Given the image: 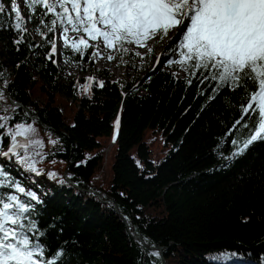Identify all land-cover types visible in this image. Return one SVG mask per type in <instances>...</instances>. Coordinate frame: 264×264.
<instances>
[{"label": "trees", "instance_id": "obj_1", "mask_svg": "<svg viewBox=\"0 0 264 264\" xmlns=\"http://www.w3.org/2000/svg\"><path fill=\"white\" fill-rule=\"evenodd\" d=\"M3 2L8 11L0 13V89L6 100L0 101V108L12 105L7 94L20 102L33 119L23 107L12 105L10 126L33 125L43 143L28 154L36 168L47 169L48 187L41 189L40 183L33 188L41 193V203L32 202L31 217L45 232L40 240L46 258L61 252L57 264H161L159 255L131 238L129 227L147 245L162 247L165 264H264V141L232 158L236 146L231 140L242 142L249 135L241 126L232 130L243 92L225 89L209 99L212 90L207 82L199 85L194 80L188 87L184 76L174 78L165 69L150 72L136 88L135 81L112 80L106 70L100 71L101 80L77 84L48 59L51 45L41 36L32 37L37 27L46 31L39 24L42 9L38 7L35 19L28 22L24 42L16 44L20 34L13 27L10 0ZM50 19L45 17V23ZM55 36L48 33L50 39ZM91 51L81 60L79 54L62 48L61 58L88 65ZM124 59L139 57L129 54ZM199 88H206L203 95ZM117 117L120 128L112 144L116 154L103 186L97 174ZM148 130L161 134L169 148L158 164L143 139ZM50 139L58 143L53 145ZM9 143L5 138L3 150ZM0 167L25 183L28 171L16 158L2 159ZM48 173H55V178ZM66 178L83 189L102 192L103 200H114L118 211ZM220 254L240 259L218 261L215 257Z\"/></svg>", "mask_w": 264, "mask_h": 264}, {"label": "snow or ice", "instance_id": "obj_2", "mask_svg": "<svg viewBox=\"0 0 264 264\" xmlns=\"http://www.w3.org/2000/svg\"><path fill=\"white\" fill-rule=\"evenodd\" d=\"M22 4L27 15L22 13L18 0H10L13 27L20 34L15 43L24 42L26 25L35 19L40 7L39 24L46 31L37 27L36 32L51 45L47 57L53 63L56 62L53 57L62 50L48 33L57 31L63 48L79 54L81 60L92 49V60L119 58L121 63H128L124 56L129 54L143 59L144 53L137 49L152 54L153 43L173 41L172 51L173 54L178 51L179 59H169L167 64L176 65L185 73L183 80L188 87L194 80L199 85L207 82V88L212 90L209 99H215L225 89L231 93L243 92L240 116L232 130L241 126L249 130V135L242 142L231 140L236 146L232 158L243 155L253 143L264 141V0H22ZM7 11L4 3H0V13ZM45 17H51L48 23ZM157 63H160L159 57ZM172 75L179 78L177 72ZM88 79L91 81L94 77ZM7 86L8 81L4 79L3 87ZM83 87L87 90L90 85ZM99 87H104L103 81ZM204 91L206 88H199L200 95ZM4 100L5 93L0 89V101ZM10 109L15 111L12 105L0 108V129L4 130L0 132V157H15L16 163L25 166L27 171L41 175L28 149L33 144L42 147L43 143L28 138L35 132L33 125L10 126L13 119ZM119 128L117 117L114 141ZM5 138H10L7 151L3 150ZM50 143L55 145L58 140L50 139ZM19 149L24 150L23 155ZM55 175L48 173L49 178ZM32 202L41 203L37 193L0 167V264H57L61 259V252H56L52 259L46 258L47 249L40 240L45 232L31 218L35 210Z\"/></svg>", "mask_w": 264, "mask_h": 264}, {"label": "rangeland", "instance_id": "obj_3", "mask_svg": "<svg viewBox=\"0 0 264 264\" xmlns=\"http://www.w3.org/2000/svg\"><path fill=\"white\" fill-rule=\"evenodd\" d=\"M0 3H4L3 0H0ZM18 3H21L22 13L27 15V10L24 8L22 4V0H18ZM5 7L6 4L4 3ZM15 23V21H14ZM14 25V24H13ZM28 27V23L26 25ZM32 37L36 40H39V36L37 33L32 32ZM70 35L74 36V33H70ZM60 32H56L55 40L57 41V46L62 50L63 41L59 38ZM152 47L154 49L152 54H147L145 49H137L141 53H144L143 59L139 58L138 60H126L128 63H121L120 59L117 58L113 61H108L106 59L101 60H91L90 64L86 65H78L67 63L61 58V52H58L56 55L57 66L60 70V73L66 77L70 81H74L77 84H85L90 82L89 77H94L96 80H101L100 71L106 70L110 74V78L112 80L124 79L126 81L132 82L135 81L133 88L138 87V84L147 77V75L157 69H165L171 70L172 72L179 73V76H184V73L180 71V69L175 70L172 69L171 66H168L167 61L178 60L179 53L178 51L173 54L172 49L175 47V44L171 40L160 41L159 43H153ZM159 57L160 63H157V58ZM93 79V80H94ZM91 80V81H93ZM89 85V84H86ZM64 98V97H63ZM32 141H36L39 137V134L36 132L31 133L28 137ZM23 140L24 138H18ZM144 141L149 143L151 149V158L155 164H158L168 153V146L165 145L163 136L159 133L151 132L148 130L145 132ZM113 139L110 141L107 149L105 150L104 164L102 171L97 174V182L104 185L108 184V180L111 176V168L114 161V157L116 154V147L112 145ZM38 149L37 145L33 144L29 147L28 151L35 152ZM135 148L132 150V154L135 156ZM15 157L9 159L11 162ZM2 159H7L4 157H0V161ZM37 169L42 173L41 175H36L35 173L28 171L24 175L25 186L27 189L36 192L33 188L34 186H39V184H43L44 186L41 189H46L49 185L47 181V169L44 167H37ZM51 172V171H49ZM102 176V177H101ZM101 177V178H99ZM40 188V187H38ZM37 193V192H36ZM39 197H41V193H37ZM230 255L228 254H220L215 257L218 261L223 262H237L238 260L233 257L228 259Z\"/></svg>", "mask_w": 264, "mask_h": 264}, {"label": "water", "instance_id": "obj_4", "mask_svg": "<svg viewBox=\"0 0 264 264\" xmlns=\"http://www.w3.org/2000/svg\"><path fill=\"white\" fill-rule=\"evenodd\" d=\"M7 97L8 99L10 100L11 104L14 105V106H21L25 109V111L27 112L29 118L33 119V117L31 116L30 112L28 111L27 108H25L20 102L18 101H15L13 99H11V97L9 96V94H7ZM68 166V165H67ZM67 172V167L65 168L64 170V173ZM68 182H70L73 186H75L76 188L80 189V190H84V191H88V192H92V193H95L97 195V197L102 200L103 202L105 203H110L112 204L114 210L118 211V206H117V203L112 200V199H109V200H103V193L102 192H99V191H96V190H86V189H83L81 187H79L78 185H76L72 180H70L69 178H66ZM119 216L121 217V219L124 221V223L127 225V221L125 219V217L119 213ZM128 228V231H129V234L131 236V238L133 240H137L139 241L150 253H159V257L161 258V264H165V260H164V257H163V250H162V247L161 246H149L145 243L144 239L136 232H134L131 228L127 227Z\"/></svg>", "mask_w": 264, "mask_h": 264}, {"label": "bare ground", "instance_id": "obj_5", "mask_svg": "<svg viewBox=\"0 0 264 264\" xmlns=\"http://www.w3.org/2000/svg\"><path fill=\"white\" fill-rule=\"evenodd\" d=\"M4 151H7V148H6V149H4Z\"/></svg>", "mask_w": 264, "mask_h": 264}]
</instances>
